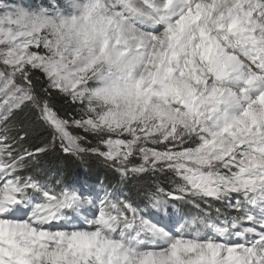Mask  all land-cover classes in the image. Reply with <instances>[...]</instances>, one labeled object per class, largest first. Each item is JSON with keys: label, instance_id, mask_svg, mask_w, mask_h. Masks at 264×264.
I'll return each mask as SVG.
<instances>
[{"label": "snow or ice", "instance_id": "obj_1", "mask_svg": "<svg viewBox=\"0 0 264 264\" xmlns=\"http://www.w3.org/2000/svg\"><path fill=\"white\" fill-rule=\"evenodd\" d=\"M0 264H264V0H0Z\"/></svg>", "mask_w": 264, "mask_h": 264}, {"label": "trees", "instance_id": "obj_2", "mask_svg": "<svg viewBox=\"0 0 264 264\" xmlns=\"http://www.w3.org/2000/svg\"><path fill=\"white\" fill-rule=\"evenodd\" d=\"M41 168L49 171L50 175H62L68 181L73 174L81 167V162L75 160L73 157L65 156L63 153L57 152L56 155L49 154L48 156L41 157ZM86 166L89 168L90 176L93 178L103 175L107 183L112 181L111 174L105 167L96 160L86 161Z\"/></svg>", "mask_w": 264, "mask_h": 264}, {"label": "rangeland", "instance_id": "obj_3", "mask_svg": "<svg viewBox=\"0 0 264 264\" xmlns=\"http://www.w3.org/2000/svg\"><path fill=\"white\" fill-rule=\"evenodd\" d=\"M72 157L75 160H77L78 162L79 161L81 162V167H80V169L77 172H75L73 174V176L71 177V179H69V181H83V182H86V183H89V184H100V183L108 184L103 175H99L96 178H93V177L90 176L89 168L86 166V161L95 160L94 158L86 159V160L82 161V160H80V159H78V158H76L74 156H72Z\"/></svg>", "mask_w": 264, "mask_h": 264}]
</instances>
